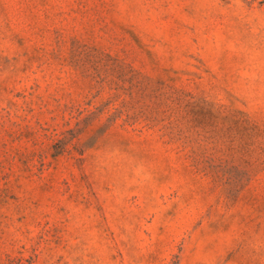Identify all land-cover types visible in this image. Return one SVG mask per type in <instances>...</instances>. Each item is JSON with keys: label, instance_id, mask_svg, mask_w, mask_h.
Segmentation results:
<instances>
[{"label": "rangeland", "instance_id": "obj_1", "mask_svg": "<svg viewBox=\"0 0 264 264\" xmlns=\"http://www.w3.org/2000/svg\"><path fill=\"white\" fill-rule=\"evenodd\" d=\"M0 264H264V0H0Z\"/></svg>", "mask_w": 264, "mask_h": 264}]
</instances>
